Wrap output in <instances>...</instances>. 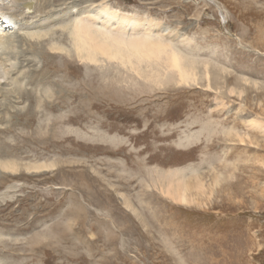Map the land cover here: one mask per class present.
Here are the masks:
<instances>
[{
	"label": "rangeland",
	"instance_id": "374dc122",
	"mask_svg": "<svg viewBox=\"0 0 264 264\" xmlns=\"http://www.w3.org/2000/svg\"><path fill=\"white\" fill-rule=\"evenodd\" d=\"M62 4L66 13L70 4L80 15L105 7L148 18L154 36L197 60V79L181 83L155 64L149 69L164 75L153 83L112 62L111 75L91 68L90 85L91 70L69 60L77 73H63L48 90L64 102L77 90L76 103L40 117L46 138L59 131L53 146L13 151L19 161L56 168L38 175L21 170L4 181L0 170V264H264V129L250 127L252 120L264 126V0ZM58 8L52 4L41 15L50 18ZM12 33L21 45L24 32ZM34 57L24 71L46 67L45 56ZM102 93L110 98L104 106ZM25 104L9 106L7 115L0 109V128L19 133L10 114ZM18 138L0 134V144H21ZM179 170L203 179V192L190 190L192 205L155 187Z\"/></svg>",
	"mask_w": 264,
	"mask_h": 264
},
{
	"label": "bare ground",
	"instance_id": "6f19581e",
	"mask_svg": "<svg viewBox=\"0 0 264 264\" xmlns=\"http://www.w3.org/2000/svg\"><path fill=\"white\" fill-rule=\"evenodd\" d=\"M62 1L42 0V5L39 6L34 0H0V99L8 102V104H0V109L5 108L6 111L3 112L7 115L9 106L14 109L16 105L22 106L25 102L28 103V106L25 104L26 109L25 106L16 112L13 111L12 115L10 114L17 119L14 127L19 126L21 128L19 133H16L17 130L14 131L11 127L9 129L0 128V134L15 133L21 139V144L14 146L7 143L0 144V151L3 155L0 157L2 181L7 178V175L15 176L21 170L28 175H38L56 168L57 163H48V161H19L14 158L13 151L17 148H27L33 152L40 149L45 151L48 144L57 137L59 131L53 133L55 131L53 130L52 134L50 136L48 134L46 138V131L49 127L44 124L40 117H46L52 111H60L59 107L62 108L64 103L66 105L76 103L77 90L72 91L65 102L63 97L57 96L55 98L54 95H50L52 93L48 90L50 85L58 86L61 84V80L65 78L63 73L67 72L65 75L72 76V78L77 73L78 69L70 64L69 60L72 61V58L80 61L85 68H88L89 71L86 70V72L91 70V73L87 74L90 85L93 83L92 77L94 75V70L92 71L91 68L99 66V70L106 75L109 72L107 64L112 62L132 72L137 78H148L153 83L160 82L163 78L162 75H164H159L157 69L155 71L149 69L153 68L155 64H161V66L164 64L166 69L177 75V79L181 83L193 82L197 79V60L181 53L178 49L176 50L171 43L164 42V39L161 40L160 36H154L155 34L151 33L154 30L150 32L154 23L147 20L148 18L145 20L135 16L123 15L116 10L105 7H100L98 12L94 11L95 13L89 12L80 15L76 14L70 4L68 6L71 8L70 12L66 13L69 8L63 7ZM52 4H59L57 13L54 14L57 16L53 15L49 18L41 15L44 12L46 15L45 10L50 8ZM54 23L59 25V28L45 29ZM156 25L158 24L156 23ZM14 30H21L25 34L24 37L20 36L19 43L21 45L19 46L16 45L18 42L12 33ZM64 34L69 40H67L69 42L67 47L64 46L65 44L63 45ZM45 45H47L45 47L47 51H45ZM36 55L46 57V67L44 66L45 68L40 70H30L29 67V71H24L27 66H31L36 61L34 57ZM68 64L69 66L66 68ZM108 75L111 73L109 72ZM174 78L176 79V77ZM55 94L57 93L55 92ZM99 94L101 95V92ZM102 94L106 98L99 100L98 103L101 104L102 102L101 105H105L107 102L104 101H108L110 98L106 96V93ZM92 101L93 99L91 103ZM93 105L92 103L91 106L93 107ZM52 122L54 121L52 120ZM54 123L56 124V122ZM52 126L51 123L50 127L52 128ZM250 127L264 129L263 124L258 120L250 121ZM238 136L241 142L245 141V137L248 138L246 135L245 137ZM38 154L40 155L39 159L43 158L44 154ZM189 172L191 173V170ZM215 183L219 184L218 177L215 178ZM155 187L175 201L192 205L196 198L191 195L190 190L195 189L196 193L203 192L205 185L201 176L198 175L195 181L179 170L162 177L159 182L155 183ZM125 203L128 208H132L128 200Z\"/></svg>",
	"mask_w": 264,
	"mask_h": 264
}]
</instances>
